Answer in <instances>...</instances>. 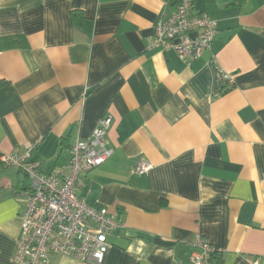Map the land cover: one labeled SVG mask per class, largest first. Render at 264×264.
Masks as SVG:
<instances>
[{"label": "crops", "instance_id": "1", "mask_svg": "<svg viewBox=\"0 0 264 264\" xmlns=\"http://www.w3.org/2000/svg\"><path fill=\"white\" fill-rule=\"evenodd\" d=\"M177 2L0 0V155L64 173L111 116L112 154L76 189L120 223L102 264H190L196 235L210 264H264V0H194L218 34L190 65L147 49ZM139 159L149 172H131ZM27 185L0 162V264H15Z\"/></svg>", "mask_w": 264, "mask_h": 264}, {"label": "built area", "instance_id": "2", "mask_svg": "<svg viewBox=\"0 0 264 264\" xmlns=\"http://www.w3.org/2000/svg\"><path fill=\"white\" fill-rule=\"evenodd\" d=\"M218 34L217 22L196 12L194 0H178L172 13L154 26L148 50L173 51L186 65L198 59ZM226 85L233 77L223 73ZM111 116L99 120L91 136L75 139L69 147L64 173L45 174L29 155L4 153L0 162L23 172L27 187L17 193L22 206L21 229L13 255L15 264H49L52 256H68L88 264H102L109 248L108 235L120 227L105 207H95L76 194L80 176L104 164L112 150L106 134ZM152 164L139 159L133 174H145ZM190 264H210L213 248L196 235L191 243Z\"/></svg>", "mask_w": 264, "mask_h": 264}, {"label": "trees", "instance_id": "3", "mask_svg": "<svg viewBox=\"0 0 264 264\" xmlns=\"http://www.w3.org/2000/svg\"><path fill=\"white\" fill-rule=\"evenodd\" d=\"M19 176H20V181L21 183L23 184V182L25 181L26 179V176L23 172L19 171Z\"/></svg>", "mask_w": 264, "mask_h": 264}]
</instances>
